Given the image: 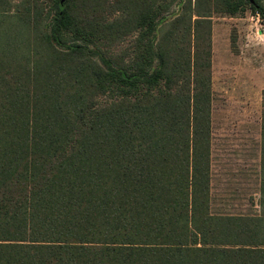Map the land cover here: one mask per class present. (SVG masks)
I'll return each mask as SVG.
<instances>
[{"label":"trees","instance_id":"trees-1","mask_svg":"<svg viewBox=\"0 0 264 264\" xmlns=\"http://www.w3.org/2000/svg\"><path fill=\"white\" fill-rule=\"evenodd\" d=\"M49 1L51 34L39 0L0 10V264H264V91L260 210L211 198V18L261 0H189L156 44L174 0H126L102 26L139 30L134 55L107 70L80 44L100 4Z\"/></svg>","mask_w":264,"mask_h":264},{"label":"rangeland","instance_id":"rangeland-1","mask_svg":"<svg viewBox=\"0 0 264 264\" xmlns=\"http://www.w3.org/2000/svg\"><path fill=\"white\" fill-rule=\"evenodd\" d=\"M21 1L4 0L0 10L5 8L4 5L12 6ZM95 1L100 4L97 8L100 12L96 16L100 26L93 32L97 41L80 43L68 40L65 48L73 43L82 44L87 56L107 70L108 66L114 67V62L120 61L124 53H127L126 61L133 58L139 30L132 28L114 36L106 34L102 23L124 16L126 0ZM187 1H168V12H162L154 22L153 44L157 43L164 26L182 12ZM190 1L194 3V0ZM39 2L45 13L51 11L49 0ZM130 2L137 12L146 8L145 0ZM261 3L264 5V0ZM87 10L90 15V4ZM52 19L53 11L44 22L45 26L41 25L43 32L51 34ZM211 89L213 211L257 214L260 210L258 185L264 91V21L247 7L232 16L215 14L211 18ZM99 101L102 104L108 102L102 97Z\"/></svg>","mask_w":264,"mask_h":264},{"label":"built area","instance_id":"built-area-1","mask_svg":"<svg viewBox=\"0 0 264 264\" xmlns=\"http://www.w3.org/2000/svg\"><path fill=\"white\" fill-rule=\"evenodd\" d=\"M256 16L258 17V15L256 14Z\"/></svg>","mask_w":264,"mask_h":264}]
</instances>
